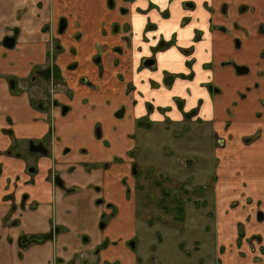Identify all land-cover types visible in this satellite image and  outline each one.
<instances>
[{
	"label": "crops",
	"instance_id": "obj_1",
	"mask_svg": "<svg viewBox=\"0 0 264 264\" xmlns=\"http://www.w3.org/2000/svg\"><path fill=\"white\" fill-rule=\"evenodd\" d=\"M187 1L0 0V264L98 257L79 226L92 212L108 214L98 240L107 241L102 260L137 263L139 240L129 241L139 225L154 224L138 214L130 153L141 150L138 135L154 126L151 118L161 119L146 109L151 101L171 106L170 124L186 122L182 108L196 109L186 117L202 118L226 138L215 189L224 198L210 212L211 264H264V239L250 226L255 204L232 209L226 198L241 190L245 172L254 201L264 195V0ZM6 37L15 38L13 46ZM52 44L61 47L53 60ZM154 57V65L144 64ZM52 64L66 91L51 95L50 106L48 81L33 75ZM247 85L255 91L242 99ZM31 140L48 154L32 152ZM254 161L257 172L246 171ZM34 235L50 237L24 244Z\"/></svg>",
	"mask_w": 264,
	"mask_h": 264
},
{
	"label": "rangeland",
	"instance_id": "obj_2",
	"mask_svg": "<svg viewBox=\"0 0 264 264\" xmlns=\"http://www.w3.org/2000/svg\"><path fill=\"white\" fill-rule=\"evenodd\" d=\"M187 3L193 2L188 0ZM172 106L174 110L179 109V100L176 99V103H172ZM146 109L148 112H158L162 116L157 122L156 119L151 118L155 122L154 126L138 135L141 146V150L138 148L136 154L140 166V173L135 178L138 214L142 217L141 220L145 218L147 224L154 226L150 228L139 225L137 238L129 241L139 240L136 246L138 243L139 245L134 250L137 255L136 264H211L216 261V237L214 217L210 212H214L217 204H221L224 198L219 199L218 192L215 191L219 182L218 169L222 171L221 167H224L223 162L219 168L216 165L218 161L216 149L225 150V146L217 142L218 138L211 136L209 131L211 126L204 130L196 123H190L188 124L190 128L184 132L185 137H183V128L186 124H170L168 121L171 106L151 101L147 103ZM243 140L245 143L251 142L248 136ZM189 160L194 161L192 168ZM244 164L239 168L241 172H245ZM246 171L256 173V163ZM239 176L241 178L238 179V183L241 190L237 195L230 194L226 198L231 199L232 209H250L255 204L256 214L255 217L251 216L253 221L250 226L259 227L254 231L258 232L255 236L264 239V218L260 221L258 219V213L261 211L264 213V195L254 201L255 193L253 194L251 190L252 193H248L246 190L251 184L248 173H240ZM221 194L224 196L223 193ZM179 206L185 209V218H182L183 214L178 213ZM242 215L243 218L250 216L243 212ZM100 216L101 214L96 218L92 212L82 224H79L85 229L83 240H87L88 245L95 243L90 246L94 248L93 252L100 250L99 256L92 253L93 259L88 262L85 260L88 258L87 255L80 256V264H110L109 260L103 261L101 257L107 241L98 242L99 233L102 234L101 227L105 224V217L108 214L104 218ZM51 220L52 217L49 223ZM179 223L184 224L181 226L182 224ZM207 224L211 226L210 231H206L203 227ZM238 228L244 233L243 225L240 224ZM116 261L121 263L120 259Z\"/></svg>",
	"mask_w": 264,
	"mask_h": 264
},
{
	"label": "flooded vegetation",
	"instance_id": "obj_3",
	"mask_svg": "<svg viewBox=\"0 0 264 264\" xmlns=\"http://www.w3.org/2000/svg\"><path fill=\"white\" fill-rule=\"evenodd\" d=\"M55 45V46H54ZM52 44V50L53 51H55V53H53L52 52V55L50 56V58H52V60H53V55L54 54H56L57 53V51H60V49H61V47L58 45V44ZM163 45V44H162ZM164 47V46H163ZM160 48H162V46L160 47ZM154 61L152 64H146V63H149L150 61ZM155 61H156V57H154V58H148V59H146L145 60V62H144V64H146V65H154V63H155ZM53 65V64H52ZM51 65V66H52ZM237 71H239V72H243V71H245V73L247 72L248 73V68L247 67H238L237 68ZM37 75H40V73H35L34 75H33V77H37ZM41 76V75H40ZM261 76V75H260ZM35 80V79H34ZM46 81H48V84H47V91H48V93L50 94V98H49V100H47L46 102H47V104L48 105H50V106H52V105H54V99L53 98H51V95H54V94H56V93H59V92H65L66 91V86H65V84L60 80V79H57V78H54V77H51L50 79H45ZM252 91H255V89H253V87L252 86H250V85H247L246 87H245V90L244 91H242V92H240V96L242 97V99H245L249 94H251V92ZM263 103H264V101H263ZM39 107H41V108H44L45 106H44V103L43 102H39V104H37ZM66 108L64 107L63 108V110H65ZM182 111H183V115H184V118L183 119H185L186 120V122L185 123H183V124H186V125H184V128H183V137H185L184 136V132L186 131L187 132V130L190 128V126L188 125V124H190V123H196L197 125H199V127H201V128H203L204 130L205 129H208V127H207V125H205L203 122H202V118H196L194 115V117L193 116H191V117H189V118H187L186 117V115H188V114H192V113H195L197 110L196 109H192V110H190L189 112H184V110H183V108H182ZM228 113L229 114H232L231 113V109H228ZM262 113L261 112H257V115L258 116H260ZM229 122H230V120H229ZM229 122H228V124H229ZM179 124H182V123H179ZM152 127V126H151ZM150 127V128H151ZM209 131H210V134H211V136L212 137H214V138H218V143L221 145V146H225V144H226V138H225V140H223V138H220L219 137V135H218V133L217 132H215V131H213L212 129H209ZM227 137H230V135H227ZM248 137H250L251 138V142H253L256 138H257V135L256 134H254V135H250V136H248ZM256 137V138H255ZM31 141H34V140H31ZM34 143L35 144H40V143H42V142H39V143H36L35 141H34ZM44 146H45V144L44 143H42ZM29 145H30V143H29ZM30 147V146H29ZM46 147V146H45ZM226 148V147H225ZM225 150H220L219 148H217L216 149V152H217V154H218V161H217V167L219 168V166L221 165V163L223 162V160L226 158L225 156H224V154H223V152H224ZM132 153H130V157H132V158H135L136 157V152H138V149L136 150V151H131ZM136 160V159H135ZM189 163H191V168L193 167V165H194V161H192V160H189L188 161ZM87 166H92V167H95V164H87ZM106 167L107 166H109V164H106L105 165ZM32 170H33V168H32ZM218 171H220L219 169H218ZM217 170H216V172H218ZM131 175L134 177V179L135 178H137V176H138V173H140V166H139V162L137 161V162H133L132 163V165H131ZM217 175H218V173H217ZM220 175V174H219ZM218 175V176H219ZM137 186V183H136V181H135V187Z\"/></svg>",
	"mask_w": 264,
	"mask_h": 264
},
{
	"label": "water",
	"instance_id": "obj_4",
	"mask_svg": "<svg viewBox=\"0 0 264 264\" xmlns=\"http://www.w3.org/2000/svg\"><path fill=\"white\" fill-rule=\"evenodd\" d=\"M15 42V38L14 37H6L4 44L8 47L13 46ZM154 61H150L149 63L146 64H152ZM39 73L43 76L44 79H50L51 77L60 79L61 78V71L60 68L57 65H52L46 69H43L41 71H39ZM30 150L32 152H40L42 154H48V149L47 147H45L42 143L40 144H35L34 141H30ZM264 218V213L259 212L258 213V219L262 220ZM50 235H42V236H32L29 239H27L26 237L24 238V244H29V243H33V242H42L45 239L49 238ZM26 238V239H25ZM131 246L134 247V243H131Z\"/></svg>",
	"mask_w": 264,
	"mask_h": 264
},
{
	"label": "trees",
	"instance_id": "obj_5",
	"mask_svg": "<svg viewBox=\"0 0 264 264\" xmlns=\"http://www.w3.org/2000/svg\"><path fill=\"white\" fill-rule=\"evenodd\" d=\"M183 210H184V208L182 206H179L178 213L182 215L184 213ZM182 218H183V215H182ZM242 235H243V233L240 231V238L242 237Z\"/></svg>",
	"mask_w": 264,
	"mask_h": 264
}]
</instances>
